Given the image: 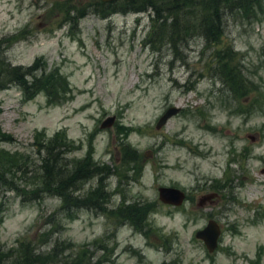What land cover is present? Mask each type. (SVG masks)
Here are the masks:
<instances>
[{"label": "rangeland", "instance_id": "obj_1", "mask_svg": "<svg viewBox=\"0 0 264 264\" xmlns=\"http://www.w3.org/2000/svg\"><path fill=\"white\" fill-rule=\"evenodd\" d=\"M100 8L93 0H0V128L13 137L0 148L16 154L0 178V264H13L25 242L42 252L58 244L66 263L83 251L98 264H264V4L256 20L227 12L218 41L190 36L175 46L152 40L147 10ZM226 46L251 80L247 97L233 96L216 74ZM3 61L52 82L50 96L40 89L26 99ZM169 105L179 110L156 128ZM54 133L70 148L69 167L89 156L108 168L106 203L69 218L56 196L21 199L20 188L40 178L39 144ZM98 180H81L75 193ZM159 185L188 195L174 207L158 198ZM208 218L221 228L212 251L195 236Z\"/></svg>", "mask_w": 264, "mask_h": 264}, {"label": "trees", "instance_id": "obj_2", "mask_svg": "<svg viewBox=\"0 0 264 264\" xmlns=\"http://www.w3.org/2000/svg\"><path fill=\"white\" fill-rule=\"evenodd\" d=\"M100 5V14L105 12H112L120 10V12L127 11H145L149 13L151 23H153V30L151 38L154 42H161L165 40L172 46H175L176 42L190 37L200 36L207 42H215L220 39L224 33L225 14L227 12L234 14L235 16L245 18L248 20H256L257 10H262L264 0H93ZM99 13V12H98ZM81 15V14H80ZM79 15V16H80ZM76 18V16H71ZM154 32V34H153ZM165 38V39H163ZM216 74L227 87V90L232 93L233 96H248L251 88V80L245 75L241 59L237 61V52L234 51L231 46H226L218 54ZM241 58V57H240ZM3 73L11 78L10 80L17 81L19 88L21 89L26 99L31 98L35 93L43 89L46 95L49 97L52 92V82L47 83L42 78L31 74V67H27L24 70L18 65L11 66L8 61H3ZM31 74L30 80L27 77ZM64 77V76H63ZM65 85L68 86L66 77ZM64 95H61L60 100L66 99L68 89H64ZM237 98V97H236ZM52 103V100H47ZM260 105L249 104L252 106ZM125 128L123 127V132ZM0 141H13V137L0 128ZM42 151L39 167V181L34 185L24 184L20 188L21 199L26 201L38 200L44 195H53L59 199L58 210H64L66 217H72V210L80 206L93 207V205H99L106 203L107 192L102 182V176L108 173V168L100 169L96 162L87 156L81 160H77L71 163L69 167L64 157V153L69 151L70 148L58 138V134L54 133L51 137L47 138L43 142H40L39 149ZM15 153H10L3 148H0V178L8 176V170L10 168L7 165H11L9 162H13ZM65 159V161H64ZM125 160V159H124ZM18 169L20 165L15 164ZM27 164L24 163L23 166ZM127 171V170H126ZM125 171V173H126ZM107 172V173H106ZM134 170H130V173L134 175ZM125 173L123 177H126ZM98 175L99 180L95 188H90L84 194H80L81 180ZM78 189L77 193L75 191ZM133 206V204H128ZM149 208V206H147ZM150 209V208H149ZM148 213V212H147ZM146 212L140 218L139 224L145 223ZM49 221L57 223L54 220V212L48 214ZM24 244L21 247L22 255L19 253L13 255V264H48L57 261L58 264H98L97 261L90 260V255L77 252L71 257L69 262H64L61 257H58L59 245L53 246L50 251L42 252L35 247H31L26 244L28 242L20 243ZM18 251V250H17ZM17 253V252H16ZM10 258V259H11ZM60 261V262H59Z\"/></svg>", "mask_w": 264, "mask_h": 264}, {"label": "water", "instance_id": "obj_3", "mask_svg": "<svg viewBox=\"0 0 264 264\" xmlns=\"http://www.w3.org/2000/svg\"><path fill=\"white\" fill-rule=\"evenodd\" d=\"M107 1V0H104ZM179 110V106L176 105H169L164 111L159 115L155 122V127L159 128L171 115L176 113ZM113 116H110L103 121L101 125L109 124L110 120ZM251 139L254 138L253 134H247ZM158 198L165 203H170L174 205H179L182 203L184 199V191L177 186H166V185H159L157 187ZM215 196V193H204L197 197L196 205L202 206L212 199L211 197ZM220 235V227L219 224L213 219L208 218L206 224L195 231V236L201 238L203 241L206 249L208 251H212L218 242V237Z\"/></svg>", "mask_w": 264, "mask_h": 264}, {"label": "flooded vegetation", "instance_id": "obj_4", "mask_svg": "<svg viewBox=\"0 0 264 264\" xmlns=\"http://www.w3.org/2000/svg\"><path fill=\"white\" fill-rule=\"evenodd\" d=\"M175 186H176V185H175ZM157 187H158V186H157ZM186 194H187V193H185V199H186ZM187 195H188V194H187ZM158 203H159V202H158ZM179 205H180V204H179ZM177 206H178V205H175L174 207H177Z\"/></svg>", "mask_w": 264, "mask_h": 264}]
</instances>
